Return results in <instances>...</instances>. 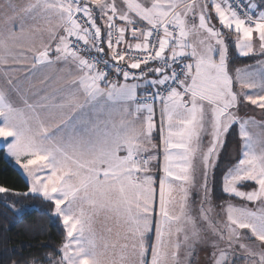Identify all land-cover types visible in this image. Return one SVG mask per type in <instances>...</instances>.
Returning a JSON list of instances; mask_svg holds the SVG:
<instances>
[{
	"label": "snow or ice",
	"instance_id": "6c2138e0",
	"mask_svg": "<svg viewBox=\"0 0 264 264\" xmlns=\"http://www.w3.org/2000/svg\"><path fill=\"white\" fill-rule=\"evenodd\" d=\"M0 154V264H264V0H0Z\"/></svg>",
	"mask_w": 264,
	"mask_h": 264
},
{
	"label": "trees",
	"instance_id": "16d2710c",
	"mask_svg": "<svg viewBox=\"0 0 264 264\" xmlns=\"http://www.w3.org/2000/svg\"><path fill=\"white\" fill-rule=\"evenodd\" d=\"M0 183H6L8 185L22 187L23 181L21 177L17 174L14 168L6 162L4 156L0 154ZM36 219L35 216L30 217L26 223H32ZM6 221L0 217V249L4 247V237L7 236L10 243L8 247H15L20 243L24 244H35V243H58L59 236L57 233V229L54 226H50L47 230L46 235L38 236L35 239H29L28 235L24 233L21 225H11L9 226V230L6 232ZM50 238V239H49ZM35 249L28 248L27 252H32Z\"/></svg>",
	"mask_w": 264,
	"mask_h": 264
},
{
	"label": "rangeland",
	"instance_id": "374dc122",
	"mask_svg": "<svg viewBox=\"0 0 264 264\" xmlns=\"http://www.w3.org/2000/svg\"><path fill=\"white\" fill-rule=\"evenodd\" d=\"M5 159V158H4Z\"/></svg>",
	"mask_w": 264,
	"mask_h": 264
}]
</instances>
